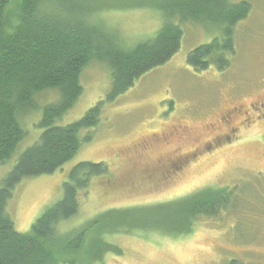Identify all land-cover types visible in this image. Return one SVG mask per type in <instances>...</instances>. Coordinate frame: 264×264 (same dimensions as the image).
<instances>
[{
  "label": "rangeland",
  "instance_id": "374dc122",
  "mask_svg": "<svg viewBox=\"0 0 264 264\" xmlns=\"http://www.w3.org/2000/svg\"><path fill=\"white\" fill-rule=\"evenodd\" d=\"M229 1H247L251 7L247 18L234 29L231 67L224 72L214 67L203 72L192 70L186 64V55L209 42L214 34L193 23L183 25L177 53L159 69L141 77L114 103L104 106L96 128L80 132L81 139L86 134L92 139L81 144L73 159L51 175L24 179L14 188L6 212L17 232H28L36 218L61 198L62 183L72 167L81 162L103 163L107 175L88 180L86 189L79 192L77 214L60 225L62 231L87 227L107 211L165 204L206 188L232 190L239 206L200 218L189 235L179 239L160 234H109L112 229L139 225L119 218L101 223L98 243L103 239L118 248V252L101 251V264H228L230 259L239 258L248 264H260L264 257V178L254 174L264 171V147L256 142L236 145L211 140L228 133L219 118L228 111L229 103L240 105L264 81V0ZM151 3L105 0L92 7L94 15L99 13L104 24L118 30L125 43L134 45L153 36L161 26L160 15L152 10ZM82 72V95L56 122L60 126L83 118L95 103L104 100L110 88L109 71L100 63L93 62ZM57 99L55 91L35 98V111L21 119L27 136L11 158L0 164V182L19 154L37 140L40 109ZM247 136L251 139L247 133L243 135ZM200 147L195 158L180 159ZM85 238L88 242L79 253L58 257L59 263L85 262L92 232ZM244 249L247 251L243 254ZM92 264L100 261L95 259Z\"/></svg>",
  "mask_w": 264,
  "mask_h": 264
},
{
  "label": "trees",
  "instance_id": "16d2710c",
  "mask_svg": "<svg viewBox=\"0 0 264 264\" xmlns=\"http://www.w3.org/2000/svg\"><path fill=\"white\" fill-rule=\"evenodd\" d=\"M104 1L0 0V164L11 158L27 136L21 119L35 111V98L50 91L58 95L55 103L40 109L37 140L19 154L0 182V264H60L58 257L79 253L89 232L92 246L87 260L79 264H92L95 259L101 264V251L118 252L103 239L98 243L101 223L119 218L139 225L112 229L109 234L179 239L189 235L200 218L239 206L232 190L206 188L165 204L107 211L87 227L65 232L59 227L77 214L79 192L90 178L108 173L103 163L81 162L69 170L61 198L36 218L29 231L15 230L6 212L14 188L24 179L51 175L73 159L81 144L92 139L88 134L81 139L80 132L96 128L104 106L177 53L183 25L193 23L214 34L188 52L186 64L196 72L211 67L224 72L235 56L234 29L251 11L247 1L150 0L161 26L153 36L130 45L118 30L104 24L99 13L94 15L93 4ZM93 62L109 71L110 88L104 100L73 124H56L82 95V71ZM145 221L148 225H143Z\"/></svg>",
  "mask_w": 264,
  "mask_h": 264
},
{
  "label": "flooded vegetation",
  "instance_id": "af4514ba",
  "mask_svg": "<svg viewBox=\"0 0 264 264\" xmlns=\"http://www.w3.org/2000/svg\"><path fill=\"white\" fill-rule=\"evenodd\" d=\"M261 84L260 87L253 89L255 91L252 90L253 92L246 99H243L240 105L238 103H229L228 111L223 113L219 118L222 124L228 129V133H221L215 136L211 140L213 143L215 140H218V143L227 140L229 143L240 145L241 142L246 141L251 143L256 142L264 147V81ZM245 133L250 135L251 139L248 136L243 137ZM202 148H198L197 152L194 153L188 152V154L186 153L180 159L185 160L186 157L190 156L195 158ZM254 175L264 178V171H256ZM257 220H259V217ZM261 244L264 246V243ZM242 247L244 248L245 246ZM246 251L244 249L241 252L244 254ZM262 252L264 253V247ZM228 264H248V261L241 260V258L235 260L230 259ZM260 264H264V257L260 261Z\"/></svg>",
  "mask_w": 264,
  "mask_h": 264
}]
</instances>
